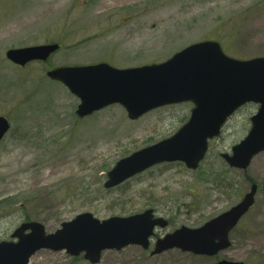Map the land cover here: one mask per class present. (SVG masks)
Here are the masks:
<instances>
[{"label": "rangeland", "instance_id": "1", "mask_svg": "<svg viewBox=\"0 0 264 264\" xmlns=\"http://www.w3.org/2000/svg\"><path fill=\"white\" fill-rule=\"evenodd\" d=\"M207 39L235 58L264 56V0H0V115L12 125L0 142V241L24 222L28 197L32 221L47 233L84 212L105 220L153 208L169 222L156 231L162 237L183 225L201 226L257 182L254 207L216 257L179 249L151 256L129 245L103 252L97 264H264V151L246 171L229 167L220 155L246 136L258 105L247 104L229 119L196 170L161 164L107 190L106 171L97 170L170 136L192 104L164 106L137 120L115 104L79 118V99L46 76L53 67L98 61L119 68L158 63ZM51 42L61 48L46 61L21 67L6 57L10 48ZM29 264L91 263L43 249Z\"/></svg>", "mask_w": 264, "mask_h": 264}, {"label": "water", "instance_id": "2", "mask_svg": "<svg viewBox=\"0 0 264 264\" xmlns=\"http://www.w3.org/2000/svg\"><path fill=\"white\" fill-rule=\"evenodd\" d=\"M58 43L10 48L8 60L19 66L46 61L59 50ZM47 77L61 82L79 99L76 115H92L110 105L120 104L128 118L137 120L146 113L168 105L192 102L188 121L173 135L119 159L107 172L106 189L124 183L148 168L164 162H183L197 169L204 159L209 141L240 107L257 104L247 135L222 158L232 168L246 171L256 155L264 151V56L237 59L227 55L221 44L205 40L190 44L160 63L117 68L107 62L67 65L47 71ZM11 123L0 116V141ZM258 184L253 183L242 199L228 210L199 227L181 226L156 239L150 255L171 249L200 256H216L231 246V231L253 207ZM168 221L155 216L152 208L129 216L99 220L84 212L63 222L53 233L38 221L22 222L11 234L13 240L0 241V264H29L39 250L66 251L73 257L83 254L97 264L107 250L129 245L151 246L156 228ZM211 264H243L221 259Z\"/></svg>", "mask_w": 264, "mask_h": 264}, {"label": "trees", "instance_id": "3", "mask_svg": "<svg viewBox=\"0 0 264 264\" xmlns=\"http://www.w3.org/2000/svg\"><path fill=\"white\" fill-rule=\"evenodd\" d=\"M218 41V40H217ZM127 155V154H126ZM125 155V156H126ZM124 157V156H123ZM110 168H100V169H98L97 170V173H99V172H101V171H108ZM106 172H104L105 174H106ZM104 177H105V175H104ZM221 184V182L220 181H218L217 182V186H225V185H220ZM16 202H13V204H15ZM23 203H24V206H23V208H21V210H23L24 211V221H31L32 220V216H31V213H30V211H29V207H30V203H32V198H30V197H28V198H26V199H24V201H23ZM238 227H239V225L237 226V228L236 229H238ZM235 229V230H236ZM234 230V231H235Z\"/></svg>", "mask_w": 264, "mask_h": 264}, {"label": "flooded vegetation", "instance_id": "4", "mask_svg": "<svg viewBox=\"0 0 264 264\" xmlns=\"http://www.w3.org/2000/svg\"><path fill=\"white\" fill-rule=\"evenodd\" d=\"M187 119H188V117L186 116L185 120L182 122L181 125H183V124L187 121ZM181 125H180V126H181ZM259 187H260V185H259Z\"/></svg>", "mask_w": 264, "mask_h": 264}]
</instances>
